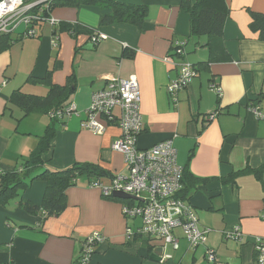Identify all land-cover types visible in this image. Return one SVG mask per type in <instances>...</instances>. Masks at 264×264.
<instances>
[{"label":"crops","instance_id":"0c3cea01","mask_svg":"<svg viewBox=\"0 0 264 264\" xmlns=\"http://www.w3.org/2000/svg\"><path fill=\"white\" fill-rule=\"evenodd\" d=\"M117 1L148 7L142 29L128 23L102 26L101 18L109 12L103 6H60L51 13L58 24L45 23L38 31L40 38H32L34 53H28L23 77L30 73L42 78L51 69L53 83L65 85L75 75L68 104H75L80 114L64 116L56 125L50 167L62 170L76 162L93 163L113 176L126 173L123 156L112 150L113 142L121 135L119 126L99 115L97 120L106 129L96 135L83 129L81 122L92 96L109 77L132 75L139 81L142 97L144 131L140 147L149 148L177 134L174 144L178 163L204 179L222 178L247 165L256 168L264 164V120L258 121L249 112L255 102H261L264 108V42L249 27L250 10L264 13V0H225L230 13L224 42L232 60L212 63L208 70L201 71L178 93L176 104L170 98L168 85L178 76L179 68L166 59L172 55L175 41H186V49L196 43L193 39L187 41L190 16L180 7L183 0ZM64 23L77 25L79 30L68 32L60 26ZM94 32L103 39L94 43ZM27 38L0 53V67L7 63L6 67L12 66L15 74L22 71ZM204 42L202 38L200 43ZM124 47L134 51V57H122ZM15 48L22 52L18 62L13 56ZM195 51L198 53L192 61L207 60L206 48L198 46ZM26 81L19 86L23 91L47 94V85ZM212 84L222 88L221 98L212 91ZM16 89L0 93V172L20 166L38 146L39 137L50 123L42 114L17 121L21 110L12 108V104L6 108ZM93 180L80 177L67 190V206L58 217L45 219L20 208L22 197L36 204L42 202L45 185L39 181L1 207L0 245L4 248L0 250V264H79L84 242L96 232L106 241L98 245L89 264H210L208 249L215 251L217 263L255 264L253 242L264 237V180L246 174L238 178L237 185L214 180L199 186L191 205L200 227L210 231L206 244L191 248L182 231L176 229L179 249L167 245L165 254L171 258L160 262L151 258L141 242L122 247L126 228L137 229L141 222L135 219L130 223L122 213L125 203L90 188ZM236 226L244 234L242 242L225 237Z\"/></svg>","mask_w":264,"mask_h":264},{"label":"built area","instance_id":"2783aa9c","mask_svg":"<svg viewBox=\"0 0 264 264\" xmlns=\"http://www.w3.org/2000/svg\"><path fill=\"white\" fill-rule=\"evenodd\" d=\"M46 3L47 0L30 4H25L24 0H0V35L15 34L19 25L24 23L26 27L30 26L32 16L28 15L29 11L35 6ZM47 21L52 25L58 24L52 17ZM35 34L36 30H29L25 32V37ZM101 39L103 37L97 32L92 37L94 43ZM186 44V41H175L173 47L178 48L177 55L168 56L166 59L179 68L178 76L168 85V93L175 104L179 101L178 93L188 87L198 75L192 63L177 60L186 56ZM211 89L219 98L222 97L223 90L220 86L212 84ZM141 102L139 81L134 75L127 78L109 77L105 86L92 96L81 127L96 135L102 134L106 126L97 120L99 115L108 123L117 124L121 135L113 142L112 150L123 156L128 173L107 177L111 179L110 186L104 184L103 177L95 178L90 182L89 187L99 189L106 198H113L116 193H123L140 199H130L133 200L132 204L122 206L124 217L139 218L142 222L141 227L137 229L127 227L126 241H132L136 234L151 237L153 243H159L156 248H162L161 261H165L171 258L170 255L165 254L167 245H171L175 250L179 249V242L174 233L176 229L182 231L192 248L206 243L209 230L200 227L193 207L179 196L184 188V170L178 163V152L174 144L177 134L149 148L140 147L139 138L144 131ZM249 112L257 120H264V108L261 102L252 103ZM57 114L63 118L80 112L77 111L75 104H70ZM262 219L264 220V214ZM238 231L239 228H235L232 234L238 237L241 235ZM105 241V236L99 232L87 237L85 246L83 245L81 264H87L93 248ZM257 243L256 264H264V245L260 240H257ZM207 257L210 261H215V251L208 249Z\"/></svg>","mask_w":264,"mask_h":264},{"label":"trees","instance_id":"16d2710c","mask_svg":"<svg viewBox=\"0 0 264 264\" xmlns=\"http://www.w3.org/2000/svg\"><path fill=\"white\" fill-rule=\"evenodd\" d=\"M24 1L25 4H30L39 0ZM60 6H70L75 8L80 6H103L108 9L109 12L102 16V26L116 23H128L142 29L144 21L148 15V7L145 5L124 3L117 0H47L46 5L35 6L29 11L28 15L32 16L31 25L26 27L22 32L16 33L15 36L14 34L7 33L0 35V53L9 50L17 42L24 40V38H26L25 32H29V30H36V34L30 36V38H40L41 32H39L38 35V31L48 22L47 20L50 19L52 10L55 7ZM180 7L190 16V33L187 41H190L191 39L196 41L195 46H193L194 50H196L198 46H201L208 51L207 60L192 63L197 74L201 71L208 70L212 63L231 61L232 56L224 42V27L230 13L226 1L196 0L192 3L183 0ZM250 16V30L258 34V40L264 42V13L250 10ZM60 26L62 29L72 33L79 30L77 25L73 26L70 23H64ZM95 33L96 32L92 34V37L95 36ZM202 38L205 39L204 44L200 43ZM186 46L187 44L185 45V48ZM177 49L178 48L172 46L171 51H174L172 55H177ZM134 54V51L130 50L128 47H124L122 57L132 58L134 57ZM187 54L186 51V56ZM186 56L179 57V60H185ZM52 74L53 71L51 69L48 70L46 75L42 78H36L31 74L26 81L31 84L42 83L47 85V94L38 95L27 93L23 91L21 87L14 90L10 95L6 103V108L9 109V104H12L21 110L22 116L20 119H17V121H21L31 114H42L48 116L50 123L47 125L44 134L39 137L38 146L31 152L27 159L22 161L20 166L9 171L0 172V208L6 207L10 201L19 197L21 193L30 188L34 182L39 181L45 185V193L42 202L36 204L22 197L19 205L26 213L34 216L40 215L45 219L49 217H58L65 211L67 206V190L75 186L80 177L85 176L94 179L103 176L110 178L113 177V175H110L103 167L93 163L76 162L70 167L62 170H56L50 167L53 153V141L57 133L56 125L60 123V119L62 118L57 113L59 111H64L69 106L68 101L71 95V85L72 83H75V75L73 74L68 78V82L65 85H57L52 81ZM262 99L261 101H264ZM187 168V166L183 168L184 188L179 196L190 203V205L191 198L197 188L211 181L217 180L225 185H237L238 178L246 174H252L260 181L264 180V164L256 168L247 165L241 170L231 172L226 177L207 179L193 175ZM120 200L125 204L133 203V200ZM235 228H239L238 233H241L240 236L235 237L232 234L233 230L232 232L227 233L225 237L242 242L244 240V234L242 233L240 226H236ZM257 240H260L264 245V237H257L253 242L254 249L258 245ZM134 242H141L148 250L149 255L153 254L157 247L154 245L151 237L138 234L135 235L132 241H126L122 247H128ZM203 245H205V243ZM84 246L82 247V250L84 249ZM97 247L98 245L93 248V252L87 264L90 263ZM198 247H200V245ZM3 248L4 246L0 245V250ZM255 253L256 264V249ZM81 261L82 258H80L79 264H81ZM210 264L222 263H217L215 259V261H210Z\"/></svg>","mask_w":264,"mask_h":264},{"label":"rangeland","instance_id":"374dc122","mask_svg":"<svg viewBox=\"0 0 264 264\" xmlns=\"http://www.w3.org/2000/svg\"><path fill=\"white\" fill-rule=\"evenodd\" d=\"M46 25H48V24H46ZM25 27H26V23H24L22 25H19V29L17 30V33L22 32L25 29ZM15 35H16V33L14 34V36ZM25 41H29V42L27 44H25V51L23 52L24 53V60H23V64H22V71L17 72V74H15L16 72L13 70L12 66L11 67H6L7 63H5L4 65H2V67H0V93L4 92V91H8L9 89L13 90V89L19 88V86L22 85V83H24L27 80V77L30 74L29 73L28 75L23 77V74H24L23 70H24V66L26 64V59H27L28 53L29 52H31V53L33 52L32 51L33 41H32V38H27ZM19 46L21 47V45H19ZM17 49L18 48L13 49V56L16 59V61L18 62L19 56H20V54L22 52H20ZM29 50H31V51H29ZM187 50H188V54L186 56V60H188V62L192 63V62H194V61H192L193 57L198 52L193 49V44L192 43L189 44V46L187 47ZM11 72H14V73H11ZM25 90H26V88H25ZM37 94H40V93H37ZM11 107L16 109V110H19L18 107L15 106V105H12ZM33 117H35V116H33ZM127 173H128V171L126 170L125 174H127ZM102 181L104 182V184L106 186H110L111 185V179L110 178L103 177ZM135 219H137V220H139L141 222V220L139 218L129 219V222L133 223V220H135ZM141 225H142V222H141L139 227H141ZM126 231H127V228L125 230V235H124L125 241H126ZM209 233H210V231H209ZM206 241H207V239H206ZM203 246L204 245L202 244V245H200L199 248H202Z\"/></svg>","mask_w":264,"mask_h":264},{"label":"water","instance_id":"95a60500","mask_svg":"<svg viewBox=\"0 0 264 264\" xmlns=\"http://www.w3.org/2000/svg\"><path fill=\"white\" fill-rule=\"evenodd\" d=\"M114 197L118 199H123V200H129V199L140 200V199H136L135 197L131 195H126L123 193H116ZM162 251H163L162 248L160 247L156 248L154 253L151 255V258H154L157 262H160L161 257H162Z\"/></svg>","mask_w":264,"mask_h":264},{"label":"clouds","instance_id":"9594fccd","mask_svg":"<svg viewBox=\"0 0 264 264\" xmlns=\"http://www.w3.org/2000/svg\"><path fill=\"white\" fill-rule=\"evenodd\" d=\"M27 38V37H26ZM30 38V37H29ZM219 98V97H218ZM216 114V113H215ZM114 198V197H113ZM116 198V197H115ZM130 200V199H129Z\"/></svg>","mask_w":264,"mask_h":264}]
</instances>
